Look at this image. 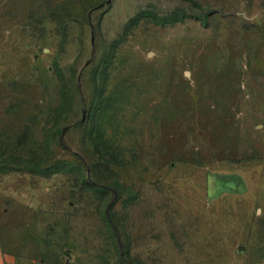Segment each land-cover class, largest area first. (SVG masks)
I'll return each instance as SVG.
<instances>
[{
    "label": "rangeland",
    "instance_id": "obj_1",
    "mask_svg": "<svg viewBox=\"0 0 264 264\" xmlns=\"http://www.w3.org/2000/svg\"><path fill=\"white\" fill-rule=\"evenodd\" d=\"M0 248L264 264V0H0Z\"/></svg>",
    "mask_w": 264,
    "mask_h": 264
},
{
    "label": "trees",
    "instance_id": "obj_2",
    "mask_svg": "<svg viewBox=\"0 0 264 264\" xmlns=\"http://www.w3.org/2000/svg\"><path fill=\"white\" fill-rule=\"evenodd\" d=\"M38 162H33V164H37ZM30 167V166H29ZM27 171L29 173L32 174H47L49 172H53V171H49V168H40L39 166H31L30 168H27ZM49 171V172H48ZM54 171H58V170H54Z\"/></svg>",
    "mask_w": 264,
    "mask_h": 264
},
{
    "label": "crops",
    "instance_id": "obj_3",
    "mask_svg": "<svg viewBox=\"0 0 264 264\" xmlns=\"http://www.w3.org/2000/svg\"><path fill=\"white\" fill-rule=\"evenodd\" d=\"M4 262H5L4 254H3V252L1 251V248H0V264H4Z\"/></svg>",
    "mask_w": 264,
    "mask_h": 264
},
{
    "label": "water",
    "instance_id": "obj_4",
    "mask_svg": "<svg viewBox=\"0 0 264 264\" xmlns=\"http://www.w3.org/2000/svg\"><path fill=\"white\" fill-rule=\"evenodd\" d=\"M100 6H101V5H100ZM100 6H99V7H100Z\"/></svg>",
    "mask_w": 264,
    "mask_h": 264
}]
</instances>
